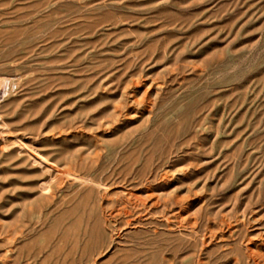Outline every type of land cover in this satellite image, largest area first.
I'll return each instance as SVG.
<instances>
[{"label": "rangeland", "instance_id": "obj_1", "mask_svg": "<svg viewBox=\"0 0 264 264\" xmlns=\"http://www.w3.org/2000/svg\"><path fill=\"white\" fill-rule=\"evenodd\" d=\"M0 264H264V0H0Z\"/></svg>", "mask_w": 264, "mask_h": 264}, {"label": "bare ground", "instance_id": "obj_2", "mask_svg": "<svg viewBox=\"0 0 264 264\" xmlns=\"http://www.w3.org/2000/svg\"><path fill=\"white\" fill-rule=\"evenodd\" d=\"M133 197V196H132ZM129 203V202H128ZM138 206V205H137ZM141 206V205H140ZM126 207H127V205H126ZM132 209V208H131ZM128 221V220H127Z\"/></svg>", "mask_w": 264, "mask_h": 264}]
</instances>
